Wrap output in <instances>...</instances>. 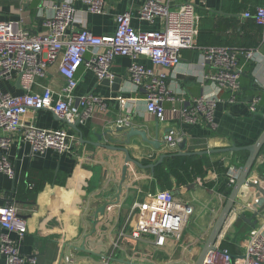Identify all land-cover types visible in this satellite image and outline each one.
Returning <instances> with one entry per match:
<instances>
[{
  "label": "crops",
  "instance_id": "1",
  "mask_svg": "<svg viewBox=\"0 0 264 264\" xmlns=\"http://www.w3.org/2000/svg\"><path fill=\"white\" fill-rule=\"evenodd\" d=\"M58 1L33 0L25 5L23 11H19L21 5L18 2L0 0L1 19H23L25 29L33 34L42 33L46 30L45 20L54 13L52 4ZM186 2L195 5L200 16L199 47L222 46L244 53L250 51L251 58L239 55L243 74L241 89L235 94L236 101L230 103L232 92L207 79L215 70L204 63L199 49L184 50L180 65L169 74L167 90L172 100L165 99L163 102V120L148 112L145 94L131 83L128 75L132 64L130 58L117 57L114 60L112 72L115 78L112 81L118 79L117 84L99 81L93 71L81 66L76 74L78 87L75 95L100 97L106 103V110H98L80 125L82 138L51 111L31 112L25 118L31 125L40 129L68 131L71 151L34 155L30 147L21 142V133H17L8 153L15 170L14 179L0 173V205H15L27 222L28 233L23 239L11 234L23 256L36 258L37 264L197 263L229 196L220 191L222 183L227 180V172L231 167L242 170L249 153L216 152L187 157L201 158L205 171L183 185H178L171 175L159 180L156 170L161 165L152 173L150 169L130 164L122 193L116 199L126 156L123 152L96 146L109 144L107 139L100 141L97 136L107 129H116L127 123L145 130L150 140H156V127L159 126V142L163 144L159 150L139 137L132 138L130 144L124 146L132 159L148 166L156 163L162 154L180 152L178 146L173 152H166L165 138L169 130L176 132L179 143L187 140L184 152L191 153L250 146L264 133L263 28L244 17L250 9L255 11L264 7V0H178V3ZM74 4L78 10L77 19L82 20L97 36L115 32L116 16L126 12L132 14V26L140 32L159 31L164 23L160 18L152 23L139 18L143 0H106V10L102 15L89 13L87 5L81 0H75ZM249 22L255 26H249ZM255 44L254 48L242 49ZM89 57V54L85 56ZM136 62L154 67L144 58ZM40 84L59 91L65 87L66 81L58 68L53 66ZM12 90L21 93L20 88ZM199 97L220 98L214 114L215 126L203 120L191 124L176 113ZM254 97L261 98L256 113L249 108V102ZM109 145L123 147L121 144ZM29 181L36 185L42 181V190L30 192L33 186L27 187ZM249 182L264 189V149L250 173ZM164 194L171 195L176 202L194 211L180 239L140 231L142 226L159 219L153 212H142L141 206L160 202ZM257 194L255 188L243 187L217 242L234 256L243 254L253 225L258 227L264 221V212L256 217V223L252 225L240 218L241 214L253 217L258 203ZM107 203L110 207L99 216L96 224L95 215ZM2 233L0 230V235ZM67 257L71 258L70 262L66 261Z\"/></svg>",
  "mask_w": 264,
  "mask_h": 264
},
{
  "label": "built area",
  "instance_id": "2",
  "mask_svg": "<svg viewBox=\"0 0 264 264\" xmlns=\"http://www.w3.org/2000/svg\"><path fill=\"white\" fill-rule=\"evenodd\" d=\"M21 5L33 0H12ZM88 12L102 15L106 0H81ZM75 0H59L52 4L53 15L44 22L46 30L33 34L23 26V19L4 21L0 14V173L14 179V166L8 153L14 136L21 133V142L28 145L34 155L49 151L66 154L71 151L70 134L64 129H40L25 121L33 111L48 110L69 124H84L98 110L105 111L106 103L95 95L76 96L78 87L76 74L81 66L95 73L99 81L115 78L112 72L114 60L126 57L132 60L128 75L134 87L145 94L147 110L159 120L164 119V100H172L167 90L169 74L181 63L184 50L199 49L204 63L215 70L207 79L232 92L230 103L236 101L241 89L243 69L239 55L251 58L250 51L242 52L228 47H199V19L195 5L178 3V0H143L139 18L154 22L163 20L159 31L140 32L132 26V14L126 12L115 18L116 30L112 34L97 36L81 20ZM263 28L264 7L244 13ZM89 54L87 59L85 56ZM144 58L154 67L137 63ZM56 66L64 77L66 85L54 91L40 84L47 77L48 69ZM6 84L8 91L2 88ZM20 88L21 93L12 89ZM40 91H37V89ZM220 98L199 97L189 106L176 111L180 118L196 124L203 120L214 125V114ZM260 97L249 102L252 113H256ZM124 122L122 121L121 124ZM179 143L176 132L171 131L165 138L166 152H173ZM241 168L231 167L227 172L230 188L236 184ZM160 202L146 203L142 212H153L159 216L157 222L144 225L141 232L155 236L169 235L180 239L182 232L194 211L191 207L176 202L171 195L164 194ZM0 264H37L36 258L23 256L17 243L11 238L15 234L23 239L27 233V222L15 205H0ZM67 257L66 261L70 262ZM203 264H264V221L253 228L242 255L234 256L228 249L216 244L205 257Z\"/></svg>",
  "mask_w": 264,
  "mask_h": 264
},
{
  "label": "water",
  "instance_id": "3",
  "mask_svg": "<svg viewBox=\"0 0 264 264\" xmlns=\"http://www.w3.org/2000/svg\"><path fill=\"white\" fill-rule=\"evenodd\" d=\"M106 83H119V80L116 79L112 82L105 80ZM63 121V120H62ZM64 122V121H63ZM66 124H68L70 126V128H72L73 130H75L77 133L80 134V137L82 138V131L80 130V125L79 123H75V124H69L67 122H65ZM169 130L167 133H170ZM159 126L156 127V140H150L148 138V133L145 130H140L138 128H135L134 126H130L129 124H125V125H120L118 126L116 129H107L104 133L97 135L98 139L101 141L103 139H107L109 144H121L123 147H113L109 144L103 145V144H96L97 147H101L107 150H114V151H119V152H123L125 154V166L123 167V172H122V180H121V184L119 186L118 189V196L116 197V199H119L121 193H122V187L123 184L125 183L127 176H128V166L130 164L135 165L136 167L140 168V169H150L152 171V173H154V170L161 165L164 160L166 158H168L169 156H183V157H191V156H195V155H207V154H214V153H232V152H241V151H247L249 153L248 159L246 161V163L244 164L240 176L236 182V184L233 186L226 204L211 232V235L209 237V239L207 240L206 244L203 247V251L197 261L196 264H203V261L205 259V257L207 256V254L214 249L215 245L217 244L221 232L223 231V228L227 222V219L229 218L234 204L239 196V194L241 193L243 187L245 186H249L252 188H255L258 192L257 194V201L258 203L256 204V206L254 207L255 214L253 215V217L251 218H247L245 214H241L240 218L245 221L246 223L252 225L255 222L256 217L264 212V189L257 186L255 183L249 182V176L251 171L253 170L256 160L259 156V154L261 153V151L264 149V133L260 136V138L258 139V141L250 146H246V147H237V146H233L231 148H227V149H221V150H216V151H211V152H199V153H191V152H184L186 145H187V140L184 139L182 142L178 143V148L180 150V152L176 153V154H172V155H168V154H162L159 158V160L154 163V164H150L148 166H144L142 164H140L138 161L134 160L131 158L129 151L124 147L125 145L130 144L131 139L132 138H136L139 137L141 138V140L149 145H151L155 150H159L163 144H161L159 142ZM166 133V134H167ZM121 138H124L125 140H122ZM262 195V196H261ZM110 207L109 204H105L103 207H101L97 214L95 215V223L97 224L98 222V218L100 215H104L107 208ZM256 227V224L253 225V228Z\"/></svg>",
  "mask_w": 264,
  "mask_h": 264
},
{
  "label": "trees",
  "instance_id": "4",
  "mask_svg": "<svg viewBox=\"0 0 264 264\" xmlns=\"http://www.w3.org/2000/svg\"><path fill=\"white\" fill-rule=\"evenodd\" d=\"M248 9V8H246ZM249 10V9H248ZM250 12H254V9H250ZM249 26H252L255 24L249 22ZM261 29V28H260ZM250 48L256 47L255 45L252 46H246L245 48H242L243 50H248ZM172 155V154H171ZM205 171V164L201 158L195 159V158H187V157H178V156H169L166 158L156 170V175L159 178V180H162L164 176H173L176 180L178 185L186 184L188 181L193 180L197 176H200ZM42 181L36 185L34 182L29 181L27 184V187L30 185L33 186V190L30 192H39L42 190ZM228 179L222 183V186L220 187V191L225 193L226 195H229L231 190L228 188Z\"/></svg>",
  "mask_w": 264,
  "mask_h": 264
},
{
  "label": "rangeland",
  "instance_id": "5",
  "mask_svg": "<svg viewBox=\"0 0 264 264\" xmlns=\"http://www.w3.org/2000/svg\"><path fill=\"white\" fill-rule=\"evenodd\" d=\"M7 87L8 86L6 84L2 83V88H4V90H6V92L9 90Z\"/></svg>",
  "mask_w": 264,
  "mask_h": 264
}]
</instances>
